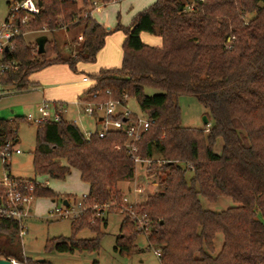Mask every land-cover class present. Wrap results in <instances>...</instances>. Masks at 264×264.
<instances>
[{
  "label": "trees",
  "instance_id": "trees-1",
  "mask_svg": "<svg viewBox=\"0 0 264 264\" xmlns=\"http://www.w3.org/2000/svg\"><path fill=\"white\" fill-rule=\"evenodd\" d=\"M92 8L90 0H43L40 14L21 31L47 27L44 35L53 39L48 38L45 53L39 54L36 44L29 45L23 35L17 37L7 57L18 69L7 75L5 83L25 90L32 74L55 64L76 71L80 63L96 62L107 37L124 33L121 66L87 75L94 84L83 96L107 101L127 94L137 100L154 125L143 134L136 156L151 161L148 169L160 189L134 207L147 219L145 230L122 212L115 251L127 257L142 252L137 241L145 235L150 248L160 251L161 264H264V0H157L128 27L119 23L115 29L100 23ZM63 29L71 34L69 44L64 42L65 55L55 38ZM143 33L157 36L161 44H146ZM146 88L162 93L148 96ZM181 96L196 97L208 110V120H213L208 130L182 126ZM23 121L24 117L0 118V143L18 140L16 126ZM99 133L95 128L87 138L76 122L64 116L37 125L36 174L64 181L76 169L90 186L86 211L71 220L73 236L48 240V252H99L105 235L101 227L107 226V219L101 216L91 223L96 215L92 208L121 205L120 184L136 178L134 156L125 147L127 135L109 132L101 138ZM219 138L223 148L217 154ZM24 180L34 185L36 198H63L42 181ZM200 197L211 203L231 198L235 206L208 210ZM18 229L15 220L0 218V258L52 264L16 250ZM84 229L95 237L77 238ZM218 234L223 235L220 251L215 246Z\"/></svg>",
  "mask_w": 264,
  "mask_h": 264
},
{
  "label": "rangeland",
  "instance_id": "rangeland-1",
  "mask_svg": "<svg viewBox=\"0 0 264 264\" xmlns=\"http://www.w3.org/2000/svg\"><path fill=\"white\" fill-rule=\"evenodd\" d=\"M156 0H118L116 3H111L104 9V18L98 14L97 17L99 21H103L106 25L115 29L120 23L121 25L128 27L131 24L133 17H135L139 12L149 8L153 5ZM13 0H0V25L7 19L9 14L10 6ZM152 4V5H151ZM44 35L39 32H27L24 36L26 42L29 45L35 46L37 38ZM80 35V34H79ZM50 40L53 39L51 34H47ZM56 41L63 52V54H68L64 49V42L67 41L69 44L71 39V34L67 33L65 29L58 32L55 36ZM122 40V41H121ZM146 44L156 46L154 44H160V38L157 36L143 33V39ZM107 41L111 44L100 51L97 56L95 63H80L77 65V70H72L66 64H55L48 66L34 74L30 77V83L28 88L25 90H20L17 85H11L9 88V94L0 98V118L9 121L15 120L17 117H27L29 114L37 115L40 109L37 104L41 102L42 95L39 91L33 89L37 85L35 81H39L41 85L51 84L58 88L64 84L63 81L60 83L53 84L52 82L58 81L53 75V69L66 67L72 73V78L75 82H81L79 77L83 75H93L98 73L101 69L100 65L106 66L112 65L114 63L120 62L118 66L111 68H118L122 64L123 52L122 47L125 41V35L122 31H118L107 37ZM37 45V44H36ZM64 65V66H63ZM110 69V68H107ZM76 76V77H75ZM80 78V79H81ZM74 82V83H75ZM90 88V87H89ZM145 93L148 96H153L155 94L162 93L156 88H146ZM75 102L68 105L67 119L76 120ZM129 109L138 115H141L139 104L135 98H130L128 101ZM179 105L182 111V126L184 128L191 129H207L213 125V120L209 118V125L204 124V117L208 118V110L198 101L194 96H181L179 98ZM73 111V112H72ZM80 129L85 132L87 128L83 122L76 121ZM16 132L18 136V141L14 143V153L10 161V169L8 172L11 173L13 177L21 179H31L36 181H46L48 179L40 177L36 174L33 166V153L36 146V135H37V125L29 122H20L16 126ZM223 140L219 138L215 145L214 151L217 154L222 152ZM150 165L145 164L142 167L140 164L136 166V178L133 182H128L121 185V192L124 197L129 198V202H133L136 205H141L145 202L149 195H153L159 189V181L154 173L148 169ZM1 167V163H0ZM78 172L75 171L74 174L68 180V184L65 185L63 181H52L49 180V185L54 187V185H59V189H63L61 193L63 198L57 200L55 203H51L47 198H36L33 204L39 203L40 209L35 208V214L27 218L28 231L27 235L22 239L15 240V248L19 252H23L27 257L35 261H47L52 264H93L98 262L99 264H161L158 257L154 253V249L150 248V245L146 239L145 235L139 237L137 241L138 248L142 250L140 253H136L133 256L127 257L122 256L119 252L115 251L117 246V239L120 234L121 223L123 219V209L120 208V204H115L112 207L104 209L103 213H100V208L93 207L92 210L95 211L94 216H92L91 223L95 222V219L104 216L107 219V226L101 227L105 233L101 240V248L97 253H59L56 251L48 252L45 249L48 240L56 237H72V227L70 218L61 219H50L48 211L55 205H59L62 199H66L68 196H73V198L80 199L82 197V189L84 183L77 176ZM192 173H188L187 178L191 179ZM46 184V183H44ZM47 185V184H46ZM65 186L67 188H65ZM66 190V191H65ZM137 190V191H136ZM129 191L132 194H129ZM129 194V195H128ZM75 199V200H76ZM202 205L205 209L212 211H223L230 207L235 206L231 198H220L217 202L211 203L206 198L200 197ZM32 204V205H33ZM51 205L50 208H48ZM134 205V204H133ZM95 237L90 229H84L77 234V238L91 239ZM223 245V235L218 234L215 239L216 250L220 251Z\"/></svg>",
  "mask_w": 264,
  "mask_h": 264
},
{
  "label": "built area",
  "instance_id": "built-area-1",
  "mask_svg": "<svg viewBox=\"0 0 264 264\" xmlns=\"http://www.w3.org/2000/svg\"><path fill=\"white\" fill-rule=\"evenodd\" d=\"M74 2L76 0H73ZM118 0H112L115 2ZM41 2V4H40ZM92 4V12H99L106 7L108 3L102 0H90ZM111 2V3H112ZM43 0H17L13 1L7 19L0 25V98L9 94L11 85L5 83L7 75L11 71L18 69V64L8 55L15 47L16 38L25 36L27 33H22V27H28L31 20L35 19L41 12ZM47 27H43L40 31H31L46 33ZM30 32V31H29ZM79 42L83 40V35L78 36ZM84 82H89L91 79L88 76L83 77ZM110 94V91L107 92ZM94 98L96 95L93 96ZM129 97L127 94L123 95L122 99H109L107 101L86 100L85 98L78 100L75 105L81 108L82 112L91 118H95L100 123L99 135L101 138L105 137L109 132H124L127 135L125 147L134 156L136 165L140 164L142 167L147 163L151 165L150 160H142L136 153L138 151V143L142 136L153 125L154 121L146 115H138L129 109ZM127 101V102H124ZM68 111V106L64 104H55L53 109H50L46 103L43 104L41 115L29 114L24 117L26 122L40 125L46 121H59ZM136 115V119L131 118ZM209 128H207L208 130ZM92 132H85L87 138H90ZM16 141H5L0 143V218L15 220L18 223V237L22 239L27 235L28 226L27 218L32 215V204L36 197L32 194L34 185L28 184L24 179L16 178L11 175L10 161L13 157V147ZM120 149V148H118ZM39 182V181H36ZM47 184V183H46ZM137 191V190H136ZM129 194H132L129 191ZM128 194V195H129ZM88 194L82 195L80 199L71 200L62 199L59 205H55L49 209L48 215L50 219L70 218L71 220L83 215L86 211L85 199ZM67 200L68 204H65ZM129 198L124 197L120 205L123 212H128L137 222L140 230H145L147 219L145 216H140L135 212V203L129 202ZM134 204V205H133ZM112 204H105L103 206H95L100 208V213L104 209L112 207ZM158 259L161 256L159 250H154ZM25 255V254H24ZM13 264H24L10 259Z\"/></svg>",
  "mask_w": 264,
  "mask_h": 264
},
{
  "label": "crops",
  "instance_id": "crops-1",
  "mask_svg": "<svg viewBox=\"0 0 264 264\" xmlns=\"http://www.w3.org/2000/svg\"><path fill=\"white\" fill-rule=\"evenodd\" d=\"M157 1V0H156ZM155 1V2H156ZM116 2H118V1H115V2H112V4L113 3H116ZM154 2V3H155ZM153 3V4H154ZM111 4V3H110ZM109 5V4H108ZM107 5V6H108ZM152 5V4H151ZM104 9H105V7L104 8H102L99 12H94L93 13V16L99 21V19H98V17H97V15L98 14H100L103 18H104ZM147 9V8H146ZM134 18V17H133ZM100 23H102V24H104V25H106L105 23H103V21H99ZM106 26H108V25H106ZM141 37H142V39H143V34L141 35ZM122 41V40H121ZM161 41V40H160ZM109 44H111L110 43V41L108 42L107 41V43H106V48H107V46H109ZM161 44V43H160ZM159 43L158 44H154V45H160ZM119 63L120 62H117V63H114V64H110V65H108V66H106L107 68H111V67H114V66H118L119 65ZM64 66V65H63ZM102 67H104L103 65H100L99 66V68H97V69H103ZM107 68H104V69H107ZM54 71V73H53V75L57 78L58 77V81L56 80L55 82H52L53 84H56V83H60L61 81H63L64 82V84H62L61 86L59 85V84H57L58 85V88L57 87H55V85H53V86H50L51 84H45V85H41L40 84V82L39 81H35L36 83H37V85H39V86H34L33 87V89H35V90H37V91H39L40 93H41V95H42V100H41V102L40 103H38L37 104V106H38V108L40 109V111H39V114H37V116H40L41 115V111L43 110V104L44 103H46L47 104V106L50 108V109H53V107L55 106V104H64V105H69V104H71V103H73V102H75V100H80V99H83L84 98V96H83V94H84V92L86 91V90H88L89 89V87H91L94 83H93V81H89V82H84L83 81V77L84 76H87V75H83V77L81 78V77H79V80L81 81V82H79V83H77V82H75V79L74 78H72V73L69 71V69H67L66 67H62V69H60V68H56V69H53ZM76 77V76H75ZM81 78V79H80ZM75 82V83H74ZM77 108H76V111H72L73 113H75L77 116V118H76V120H71V121H74V122H76V121H79V122H83L84 123V125L87 127V128H89V129H87L85 132H88V131H90V132H92V130L93 129H95V128H99L100 127V123L98 122V120L97 119H95V118H91V117H88V116H86L83 112H82V110H81V108L80 107H78L77 105H75ZM70 112V111H69ZM69 112H67V113H69ZM67 113L66 114H64V117L67 119ZM69 120V119H68ZM77 123V122H76ZM62 162L63 163H65V160H62ZM75 171H77L78 173V177L80 178V180H81V174H80V172L78 171V170H76V169H72V172H71V174L70 175H68L67 176V178L63 181L64 183H65V185H67L68 184V180L70 179V177L74 174V172ZM46 179H48V180H46V181H42V182H44V183H47V185L51 188V189H53L56 193H59V194H61V193H65V192H62V190L63 189H59V185H54V187L52 186H50L49 185V180H52V181H54V182H56V181H59V180H53V179H49V178H46ZM84 183V182H83ZM124 183H128V182H123V183H121V184H124ZM59 186V187H58ZM65 188H67L66 186H65ZM89 189H90V186H89V184H87V183H84V187H83V189H82V195H84V194H88V192H89ZM120 189H121V185H120ZM66 191V190H65ZM48 200H50V202L53 204V203H55L56 201H53V200H51V199H48ZM51 207V205L48 207V208H50ZM35 208H37V209H40V206H39V203H34L33 205H32V215L33 214H35Z\"/></svg>",
  "mask_w": 264,
  "mask_h": 264
},
{
  "label": "water",
  "instance_id": "water-1",
  "mask_svg": "<svg viewBox=\"0 0 264 264\" xmlns=\"http://www.w3.org/2000/svg\"><path fill=\"white\" fill-rule=\"evenodd\" d=\"M40 4H41V2H40ZM47 41H48V37L46 35H42L39 38H37L36 44L38 47V53L39 54L45 53ZM203 120H204V124L207 125L209 122L208 118L204 117ZM17 141L18 140H16V142ZM64 202H65V204H68L67 200H65ZM41 261L43 262L44 260H41ZM0 264H13V263L10 261V259L0 258Z\"/></svg>",
  "mask_w": 264,
  "mask_h": 264
}]
</instances>
